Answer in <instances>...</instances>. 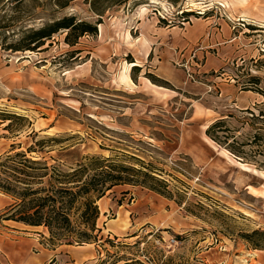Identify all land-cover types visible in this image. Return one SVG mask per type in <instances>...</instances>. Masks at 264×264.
Here are the masks:
<instances>
[{
	"label": "rangeland",
	"instance_id": "rangeland-1",
	"mask_svg": "<svg viewBox=\"0 0 264 264\" xmlns=\"http://www.w3.org/2000/svg\"><path fill=\"white\" fill-rule=\"evenodd\" d=\"M55 1L18 18L0 5V162L24 152L69 172L94 157L91 174L129 180L97 201L85 244L7 219L17 200L0 189V264H57L43 253L60 246L76 264H264V120L246 111L264 110V0ZM71 14L96 30L9 48Z\"/></svg>",
	"mask_w": 264,
	"mask_h": 264
},
{
	"label": "trees",
	"instance_id": "trees-1",
	"mask_svg": "<svg viewBox=\"0 0 264 264\" xmlns=\"http://www.w3.org/2000/svg\"><path fill=\"white\" fill-rule=\"evenodd\" d=\"M70 1L72 0H56L55 4L65 7ZM33 2L35 0H0V5L12 6L13 11L18 13L12 14L11 17L18 18L22 6ZM8 27L7 22L1 24L0 38L5 33L4 31L10 32ZM63 29L67 30L66 40L74 45L79 37L94 32L96 27H92L86 21L77 20L73 14L66 15L38 28H26L23 38L9 48L35 50ZM246 111L250 112L255 120H264V110H260L258 114L250 108ZM224 122L225 118L218 119L207 130V134L215 141H221L217 130ZM259 135V133L255 134L254 140H257ZM231 149L235 154L244 158L243 151L234 146ZM100 161L104 162L105 159L100 160L93 157L90 164H79L67 172L58 165L48 166L39 160H32L24 152L7 155L5 161L0 162V189L13 195L17 200L11 206L7 219L29 225H43L53 239L66 240L68 244L98 241L102 229L97 224L100 215L97 201L116 184L129 180L121 172L113 174L104 171L105 168H102L99 173L91 174L90 169ZM36 165L43 166L37 167ZM122 168L127 167L122 166ZM74 209L78 211L76 218ZM253 235H264V231H254Z\"/></svg>",
	"mask_w": 264,
	"mask_h": 264
},
{
	"label": "crops",
	"instance_id": "crops-1",
	"mask_svg": "<svg viewBox=\"0 0 264 264\" xmlns=\"http://www.w3.org/2000/svg\"><path fill=\"white\" fill-rule=\"evenodd\" d=\"M26 227H30V228H36L38 226L36 225H29V224H25L23 223ZM46 228V227H45ZM47 229V228H46ZM44 233L46 234V231L44 230ZM47 251L43 253V258L45 260L47 259H53V258H56L57 259V264H76V261L74 262V257L71 255V258L73 259V261H67V258H66V253H67V250L65 248H62V246L56 248V249H46ZM53 251V252H56L55 254H50V252ZM58 251V252H57ZM89 257L86 258L84 261H89L91 260V255L89 254L88 255ZM44 260V261H45ZM76 260V259H75Z\"/></svg>",
	"mask_w": 264,
	"mask_h": 264
},
{
	"label": "bare ground",
	"instance_id": "bare-ground-1",
	"mask_svg": "<svg viewBox=\"0 0 264 264\" xmlns=\"http://www.w3.org/2000/svg\"><path fill=\"white\" fill-rule=\"evenodd\" d=\"M246 261V260H245Z\"/></svg>",
	"mask_w": 264,
	"mask_h": 264
}]
</instances>
